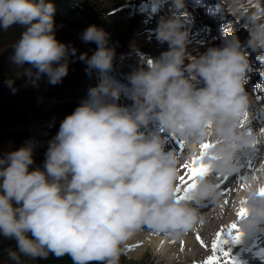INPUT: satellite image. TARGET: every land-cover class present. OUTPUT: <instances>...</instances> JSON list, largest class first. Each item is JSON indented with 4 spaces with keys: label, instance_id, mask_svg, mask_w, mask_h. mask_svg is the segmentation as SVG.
I'll return each instance as SVG.
<instances>
[{
    "label": "clouds",
    "instance_id": "1",
    "mask_svg": "<svg viewBox=\"0 0 264 264\" xmlns=\"http://www.w3.org/2000/svg\"><path fill=\"white\" fill-rule=\"evenodd\" d=\"M166 2L168 14L160 16L155 34L168 48L158 57L141 58L128 74L131 106L118 103L121 88L110 75L115 58L110 34L89 25L81 38L97 48L79 59L89 73L99 74L98 83L61 121L43 168L34 166L32 140L0 154V238L15 241L7 253L15 264L50 255L68 256L72 264H120L127 242L144 229L180 239L198 223L199 204L219 203L218 178L238 172L240 153L264 142V127H249L252 99L245 90L247 74L254 70L252 52L264 60V7L217 0L224 14L250 21L248 37L242 42L226 28L220 46L192 55L185 0ZM55 12L53 0H0V32L13 25L24 28L11 44L10 59L23 69L17 75H26L33 85L42 74L59 83L68 73V57L76 53L56 39ZM13 83L8 80L10 87ZM153 120L162 132L143 130ZM168 135L183 141L184 160L199 156L201 145H211L204 154L209 170L197 179L190 199H178L181 157L166 147ZM261 189L264 157L233 208L243 232L264 233ZM241 207L247 209L242 217Z\"/></svg>",
    "mask_w": 264,
    "mask_h": 264
},
{
    "label": "rangeland",
    "instance_id": "2",
    "mask_svg": "<svg viewBox=\"0 0 264 264\" xmlns=\"http://www.w3.org/2000/svg\"><path fill=\"white\" fill-rule=\"evenodd\" d=\"M131 1L132 0H102L103 3L113 6L120 3L126 5ZM133 1L135 5H133V11L127 18V25L125 28V43L119 51H115L114 63L125 61V58H128L129 54L132 53H135L136 56L140 57L141 59L158 57L159 55H155V53L161 54V52H163L162 50L149 54L151 47L159 43L156 39L155 29L160 16L166 15L168 13V5L166 0ZM253 3L256 2L254 0H243V4L251 8ZM185 4L187 6V15L183 18L184 27H187V29L190 31L192 25L191 23L190 25L188 24V19L189 16H193L192 22L196 26L201 25V30L203 29L202 31H199L200 33L198 32V35L195 38H192V40L190 39L191 42L189 43L191 45L188 43V50L192 53V55H199L195 49L199 45L203 46L204 51L207 47H209V45L220 46L221 38L224 35V30L226 28H231L234 30L242 42L246 41L248 37L247 29L250 21L248 20L247 22V28L239 27L238 25L240 20L244 17L241 15L233 16L230 14H224L218 7L217 0H185ZM11 43L10 37H8L5 32H0V154L6 153L9 150L17 149L27 141L32 140L34 141L35 145L34 166L42 167L49 140L58 132L61 121L68 114L72 113V111L69 112L66 110H70V108L75 110L76 108L75 103L72 99H70V97H87L89 89L98 83L99 74L96 71L91 73L87 71L86 63L79 59L81 53H83L82 50L76 43L68 42L65 44H67L69 47H75L76 53L68 57L67 75L59 83L53 85L49 83L47 75L42 74L37 84L33 85L26 75H17V72H22L23 69H16V67L11 62L10 57L13 53V49L8 50V46ZM165 45L168 46L167 43ZM136 49H138V51ZM204 51H200V53ZM252 54L255 53L253 52ZM254 58L256 59L255 55L253 56L254 67H260L259 69H262L264 60L260 61L257 59L258 62L256 63ZM185 63H187V61H185ZM24 67H29V65L25 64ZM111 72L110 75L118 86L121 85L123 88L130 86L129 81H125V77L114 74L113 70H111ZM261 72L262 73L260 74L258 71H256V69L250 71L248 74L253 76L254 80H251L250 84L246 86L247 93H252V96L250 95V97H252L253 119L255 118L256 120H251V127L253 126L252 129L254 130L259 129L260 125V127H264V124L258 123L261 119H264V69ZM78 73L81 75L96 74L95 79L91 81L89 86L83 91L72 89L70 86H66L67 81L75 78V74ZM83 78L85 79V77ZM9 79H12L14 82L11 87L8 84ZM31 87L33 90L30 95L24 93L25 88ZM13 88H15L16 91H13ZM256 97L257 99L254 101ZM122 101H124V98H119L118 103H127ZM149 125H151V128L154 126L161 132L163 131L162 128L159 127L158 122L155 120H153ZM145 131H148V129ZM45 133H48L46 139L38 141L44 137ZM35 134L40 135L38 137H34L33 135ZM168 140L169 141L166 147L173 148L169 144L170 137H168ZM181 148L185 147L182 145V140L180 138L179 149L181 152L178 155L181 157L179 166L180 175H183L185 174V170L181 168V165H183L185 162H188V160L183 159V156L186 152ZM247 149H249V151L246 154L249 155L247 156V160L242 163L243 167L238 172L233 173L231 178H225V183L230 181V179L240 182L245 175L258 172L259 166L262 162V157H264V144L262 145L261 143L258 145L249 146ZM243 151L240 153V155L243 154ZM252 165L254 166L252 167ZM241 191L242 188H239L237 183L235 188L233 187L232 191L228 192V204L226 203V207L224 206L226 201L224 200V196H221L219 203L211 201L209 205H205L208 207H206L207 209L205 208V211H207L205 213V217L221 216V220H224H219L220 224L217 225V231L223 229V227L226 228V226L230 224L228 221L233 220V218L230 220H227L226 218L233 213L234 205ZM205 217H201L195 226H203ZM226 234L227 233L225 232V235ZM214 236L215 234L212 232L211 237L214 238ZM231 245L232 244L226 246L225 244L224 248L231 253V255H229L232 258L233 254L231 249H229L231 248ZM178 249L179 248H177V250ZM211 253L213 254L212 249L210 248L207 250L205 258H207ZM125 255L131 262H134V264H196V261L201 259L200 257H197L196 260H191L189 262L181 261V257L177 255L176 258H171L172 256H168V260L163 261V259L160 257L161 255L156 252L154 248L152 249V247H145L140 251V253L135 254V252L130 251L128 246H126ZM224 260L225 259L221 257L222 264ZM28 262L29 261H27V263ZM1 263L5 264L3 261ZM6 264H15V262H7Z\"/></svg>",
    "mask_w": 264,
    "mask_h": 264
},
{
    "label": "bare ground",
    "instance_id": "3",
    "mask_svg": "<svg viewBox=\"0 0 264 264\" xmlns=\"http://www.w3.org/2000/svg\"><path fill=\"white\" fill-rule=\"evenodd\" d=\"M252 1V0H251ZM187 7V6H186ZM252 8H256L259 9L261 7H259L256 3H253ZM168 10V9H167ZM168 14V13H167ZM192 17L193 16H189L188 19V24L190 25L191 23V29L189 31V40L192 38H195L198 35V32L201 30V25L196 26L192 21ZM195 18V17H194ZM248 19H241L240 23L245 25H247ZM187 25V26H189ZM187 28V27H186ZM203 30V29H202ZM201 30V31H202ZM200 33V32H199ZM241 35V34H240ZM199 38V37H198ZM197 39V38H196ZM191 40L189 42H191ZM194 41V40H193ZM198 41V40H197ZM207 42V41H206ZM209 42V41H208ZM199 43V42H197ZM132 44V43H131ZM164 44H156L154 46L151 47L149 54L153 53V52H159V51H165L166 48L168 46ZM190 44V43H189ZM201 44V43H200ZM191 45V44H190ZM194 45V44H193ZM196 46V45H195ZM210 46V45H209ZM192 47V46H191ZM194 49V48H193ZM196 52L200 54V51H204L203 50V46L199 45L196 48ZM194 51V50H193ZM192 51V52H193ZM195 52V51H194ZM202 53V52H201ZM196 54V53H195ZM128 55V54H127ZM155 55H160L155 53ZM154 55V56H155ZM140 60V57L136 56L135 53L129 54L128 58H125V61H122L120 63L116 62L113 64V68L112 70L114 71V74L121 76V77H125V81L128 80L127 76L128 74L134 69L137 68L139 66L138 62ZM264 67V66H263ZM112 73V72H111ZM113 74V73H112ZM250 75V74H249ZM249 76L247 75V82L249 81ZM119 87H123L121 85H119ZM131 86L127 87L126 89H130ZM124 90V89H123ZM122 90V91H123ZM254 90V89H253ZM121 91V92H122ZM252 94V93H251ZM249 94V95H251ZM122 95V93H121ZM256 95V94H255ZM252 96V95H251ZM254 96V95H253ZM252 98V97H251ZM257 99V97L254 99V101ZM254 107V106H253ZM252 120H256L255 118ZM258 121V120H257ZM259 124L262 123L264 124V119H261L259 122ZM252 122L249 124V127H251ZM261 126V125H260ZM259 126V128H261ZM151 128H148V131H151ZM163 130V129H162ZM40 134H35L33 135L34 137H38ZM167 135V134H166ZM168 137H170V145L177 150V153L180 154V149H179V143H180V138L178 136L175 135H168ZM169 141V140H168ZM261 144V143H260ZM264 144V142H262V145ZM183 149L185 152H187L186 148H181ZM249 151V149H245L243 151V154L239 156V159L241 160V163H244L245 160H247V155L246 153ZM184 153V152H183ZM243 157V158H241ZM191 160H188V162H190ZM251 166V165H250ZM254 165H252L253 167ZM43 168V166L41 167ZM247 172V171H246ZM248 175V174H247ZM232 174L226 176L225 178L229 177L231 178ZM225 178L223 179V182L221 183L222 187H228L230 189H233V187L235 188V185L237 183H239L237 180H231L228 181L227 183H225ZM219 182V181H217ZM221 189V188H220ZM223 189L220 190V192L222 193ZM182 194V193H181ZM227 195H229V193H227ZM227 195H223L221 194V196H224V200H227L228 196ZM231 201V200H230ZM211 202V200H207L201 204L198 205L199 209H200V218L203 216L205 217V213L207 211H205L208 207L205 205H209ZM228 204V203H227ZM226 203L224 204L227 205ZM205 206V207H204ZM207 207V208H206ZM226 207V206H225ZM206 208V209H205ZM204 211V212H203ZM226 212V211H225ZM229 212V210H228ZM230 213V212H229ZM227 215V214H226ZM229 215V214H228ZM226 217V216H225ZM233 220H230L232 219ZM222 217L217 216V217H212V216H208L205 217L204 219V223L203 226H194V228L192 230H190L187 234H185L182 238L180 239H172L169 236H166V233H162V232H158L152 229H144L143 231H141L138 235H136L134 238H132L131 240H129L127 242V246L128 249L132 252H135V254L140 253V251L145 248V247H152V249L154 248L156 250V252H158L161 256V258L164 260H168V256H172L171 258H176L177 255L179 257H181V261H191V260H196L197 257H200V260L196 261V264H204V261L206 260L205 255L208 249L211 248V242L214 239L213 237H211L212 232L215 234L217 232V225L220 224V221H224L221 220ZM224 219V218H223ZM229 223L235 222V218L233 217L232 214L229 215V217L226 218ZM225 220V221H227ZM222 224V223H221ZM224 225V224H223ZM222 225V226H223ZM220 228V227H219ZM222 228V227H221ZM225 227H223L224 229ZM217 229V230H216ZM221 230V229H220ZM211 231V233H210ZM239 233V236H236V233ZM210 233V234H209ZM227 233V232H226ZM199 235L203 241L205 242L206 246H202L196 239V235ZM227 235V234H226ZM227 239V243L226 246L231 245V252L233 254L232 259L229 261V264H244V262L239 261L237 259V256H245L247 258L249 251H248V247H250L251 245H253L254 240L256 241L255 243H259V247L264 246V233H260V234H247L246 232L241 231L239 228L238 229H234L233 230V235L226 237ZM259 241V242H258ZM181 242H183V245L181 246ZM247 242V243H245ZM225 246V245H224ZM240 247V248H239ZM177 248H179L177 250ZM177 250V251H175ZM239 251H243V252H239ZM171 254V255H170ZM229 254L231 255V253L229 252ZM212 255V253L210 254ZM170 258V259H171ZM224 258V257H223ZM226 259V258H224ZM171 261V260H170ZM169 261V262H170ZM173 262V261H172ZM168 264V263H167ZM195 264V263H194Z\"/></svg>",
    "mask_w": 264,
    "mask_h": 264
},
{
    "label": "trees",
    "instance_id": "4",
    "mask_svg": "<svg viewBox=\"0 0 264 264\" xmlns=\"http://www.w3.org/2000/svg\"><path fill=\"white\" fill-rule=\"evenodd\" d=\"M53 2L56 7L54 16L55 36L58 41L62 43L74 42L83 53H87L90 57L97 45L93 42H84L81 35L85 28L95 24L103 27L110 34V44L115 47V51H119L123 47L126 39L127 18L133 11V5H135L133 0L127 5L120 3L115 6L105 4L102 0H53ZM23 30L22 26L13 25L5 33L13 43L19 39ZM11 44L8 46V50L13 49ZM75 75V78L67 81L66 86L79 91L88 87L89 82L94 78V74L81 75L78 73ZM32 90V87L25 88L24 93L30 95ZM70 99L77 107L83 98L78 96L77 98L70 97ZM73 110L70 108L66 111L73 112ZM14 249L15 241L0 238V264L2 261L5 264L13 262L8 259L7 253ZM29 264H72V261L68 256L57 259L50 255L46 260L29 261ZM91 264H99V262H91ZM120 264H134V262L126 258L124 253L121 256Z\"/></svg>",
    "mask_w": 264,
    "mask_h": 264
},
{
    "label": "snow or ice",
    "instance_id": "5",
    "mask_svg": "<svg viewBox=\"0 0 264 264\" xmlns=\"http://www.w3.org/2000/svg\"><path fill=\"white\" fill-rule=\"evenodd\" d=\"M183 145V141H182ZM211 147L210 144H203L201 145V154L199 156L193 155L190 162H185L183 165H181V168L185 170V174L180 175L178 177V187H177V195L178 199H190L188 196V193L195 187L197 179L207 174L209 170V165L204 163V154L207 152V149ZM224 177L218 178V187L223 189V192L221 194L227 195L228 192L232 191V189L228 187H221V183L223 182ZM247 179V175H245L242 180L238 183L239 188H243L244 182ZM182 193V194H181ZM261 194H264V189H261ZM225 203H228L226 200ZM244 201H241V204H243ZM247 212L246 208L241 207L240 212L238 213L239 216L245 215ZM238 229V225L236 222H232L229 225L226 226L225 229H221L215 233L214 239L211 242V249L213 254L209 255L206 260L204 261V264H222L221 257L226 258L223 261V264H229V261L232 259L229 255V252L225 250L224 245L228 242L226 239L225 232H227L228 236L233 235V230ZM236 236H239V233H236ZM197 241L202 245L206 246L203 239L197 234L196 235ZM183 245V242H181V246ZM230 257V258H229Z\"/></svg>",
    "mask_w": 264,
    "mask_h": 264
},
{
    "label": "water",
    "instance_id": "6",
    "mask_svg": "<svg viewBox=\"0 0 264 264\" xmlns=\"http://www.w3.org/2000/svg\"><path fill=\"white\" fill-rule=\"evenodd\" d=\"M260 5L264 6V0H256Z\"/></svg>",
    "mask_w": 264,
    "mask_h": 264
}]
</instances>
